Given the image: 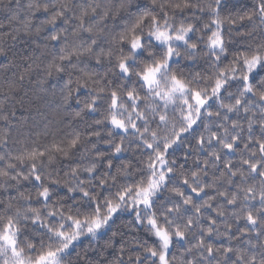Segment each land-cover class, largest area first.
<instances>
[{
    "label": "snow or ice",
    "instance_id": "obj_1",
    "mask_svg": "<svg viewBox=\"0 0 264 264\" xmlns=\"http://www.w3.org/2000/svg\"><path fill=\"white\" fill-rule=\"evenodd\" d=\"M228 7L0 0V264H264V0Z\"/></svg>",
    "mask_w": 264,
    "mask_h": 264
},
{
    "label": "trees",
    "instance_id": "obj_2",
    "mask_svg": "<svg viewBox=\"0 0 264 264\" xmlns=\"http://www.w3.org/2000/svg\"><path fill=\"white\" fill-rule=\"evenodd\" d=\"M238 2H239V0H229V7H228V9H226V11H232L233 5L235 3H238ZM235 11H242V9L241 8H235ZM2 19H3V14H0V20H2ZM37 23H39V21H37ZM20 47H22V46H18V49H17L18 51H19ZM23 47H26V46H23ZM182 63L188 64L191 62L190 61H183ZM201 63H202V61H201ZM2 78L3 77L0 76V79H2ZM32 100H33V103L36 105V107L31 108L28 112H26L25 115H26V119L29 121V123L33 126L34 129L40 130L46 124H48L49 120L57 119V121H58L59 118L56 117V112L54 110H52L51 107L46 106L45 102L43 100L36 99L34 96L32 97ZM37 108L39 109V111H37ZM20 189L22 191H24L25 193L33 191L31 186L28 185L27 183L22 184L20 186ZM11 192L13 193V195L17 194L15 189H12ZM6 195L7 194L4 193L3 189L0 188V197L6 196ZM130 220H131L130 215L125 214V218L122 221H118V224L123 228V230L125 232L128 231L127 224L130 222ZM242 223H243V221H241V224ZM233 230H235V229H233ZM104 239H107V237H104ZM104 239L100 240L99 242H92L91 246L97 247V248L100 247L104 243ZM149 242H151V240ZM221 242L227 243V241L224 240L223 238L216 241L217 244H219ZM87 247H89V244L87 241H85L84 248H87ZM79 251L83 252V249H80ZM88 255L93 256L95 254L89 252Z\"/></svg>",
    "mask_w": 264,
    "mask_h": 264
}]
</instances>
